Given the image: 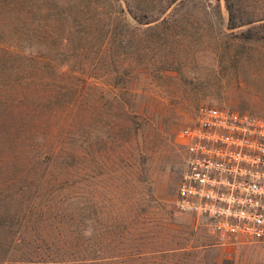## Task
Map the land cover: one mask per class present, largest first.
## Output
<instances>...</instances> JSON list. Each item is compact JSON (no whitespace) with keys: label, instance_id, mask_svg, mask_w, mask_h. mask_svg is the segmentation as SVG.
<instances>
[{"label":"rangeland","instance_id":"374dc122","mask_svg":"<svg viewBox=\"0 0 264 264\" xmlns=\"http://www.w3.org/2000/svg\"><path fill=\"white\" fill-rule=\"evenodd\" d=\"M166 2L0 0V55H49L55 79L80 88L78 109L51 121L54 145H70L74 134L95 124L104 136L102 169L92 176L86 159L81 180L85 238L102 256H115L99 264H264V245L220 244L173 203L185 157L178 134L200 106L264 116V19L230 28L226 0H178L151 23L131 11L156 6L155 13ZM236 7L239 20L264 18V0H241ZM121 87L131 90L129 107L122 108L131 110V118L114 117L130 128L124 136L122 126L110 130L108 124ZM35 219L21 221L17 235L25 241L8 248L7 258L20 263H7L29 264L34 258L52 264L61 258L55 249L67 248L68 220L58 226L44 222L37 233ZM13 235L14 229H0L4 249Z\"/></svg>","mask_w":264,"mask_h":264},{"label":"trees","instance_id":"16d2710c","mask_svg":"<svg viewBox=\"0 0 264 264\" xmlns=\"http://www.w3.org/2000/svg\"><path fill=\"white\" fill-rule=\"evenodd\" d=\"M177 1L167 0L155 13L156 10L153 9L156 6L143 8L141 14H138L135 8H131V11L135 13L136 18L139 19L142 15L146 18V23H151L160 20L166 9ZM240 1L226 0L230 28L264 19L239 20L236 5ZM247 34H251V31ZM48 57L49 55L40 54L0 55V229L8 232L14 229L11 244L4 249L5 245L0 243V264L20 263L7 258V251L13 243H24L25 236L17 233L23 220L28 217L32 219L33 216L36 219L31 223L34 227L38 222L37 233L42 230L44 222L50 221L52 224V221H55L54 225L58 226L63 218L68 220L71 227V230L66 227L67 239L59 227L53 229L60 238L66 239L67 248L59 245L55 249L57 255L61 254V258L54 260L52 264H99L101 260H113L115 256H102L101 250L88 243L89 239L85 238L83 223L86 209L81 180L86 159L91 161L92 176H97L102 169L99 154L104 136L95 124L89 127L86 133L74 134L70 145L53 144L52 135L49 133L51 121L57 116H63L67 111H76L79 103L77 99L81 92L77 85L55 79V74L49 67ZM61 75L67 78L66 73ZM118 91L111 101L116 107H112L110 111V130L119 125L117 121L114 122L117 113L131 118L129 108L122 110L129 107L126 106L128 103L125 99L126 95L131 94V90L121 87ZM74 94V98L67 100ZM119 126L123 127L119 130L120 133L125 129L130 131L127 126ZM125 134L123 133V136ZM128 141L130 140H125ZM76 145H79V148ZM91 207L95 223L98 220L96 202H93ZM92 236L97 237L96 230H93ZM53 243L48 244L49 247H52ZM33 259L29 258V264H51L49 260Z\"/></svg>","mask_w":264,"mask_h":264},{"label":"built area","instance_id":"2783aa9c","mask_svg":"<svg viewBox=\"0 0 264 264\" xmlns=\"http://www.w3.org/2000/svg\"><path fill=\"white\" fill-rule=\"evenodd\" d=\"M178 138L185 157L176 210L220 244L264 245V116L202 105Z\"/></svg>","mask_w":264,"mask_h":264}]
</instances>
